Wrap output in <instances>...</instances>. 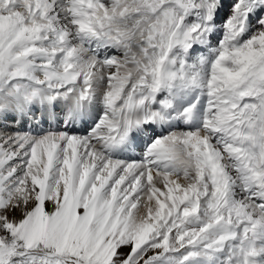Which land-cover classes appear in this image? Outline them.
<instances>
[{"label": "snow or ice", "instance_id": "1", "mask_svg": "<svg viewBox=\"0 0 264 264\" xmlns=\"http://www.w3.org/2000/svg\"><path fill=\"white\" fill-rule=\"evenodd\" d=\"M0 264H264V0H0Z\"/></svg>", "mask_w": 264, "mask_h": 264}]
</instances>
